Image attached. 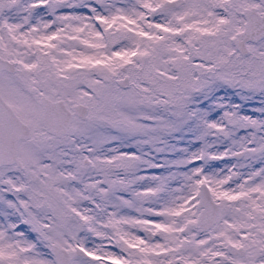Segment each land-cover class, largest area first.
Masks as SVG:
<instances>
[{
	"label": "snow or ice",
	"instance_id": "1",
	"mask_svg": "<svg viewBox=\"0 0 264 264\" xmlns=\"http://www.w3.org/2000/svg\"><path fill=\"white\" fill-rule=\"evenodd\" d=\"M0 264H264V0H0Z\"/></svg>",
	"mask_w": 264,
	"mask_h": 264
},
{
	"label": "rangeland",
	"instance_id": "2",
	"mask_svg": "<svg viewBox=\"0 0 264 264\" xmlns=\"http://www.w3.org/2000/svg\"><path fill=\"white\" fill-rule=\"evenodd\" d=\"M151 19H152V17H149V20H151ZM77 51H79V49H77ZM218 95L219 96H224L225 93L224 92H220V93H218ZM227 95L230 98V100H234L236 98V96L233 95L231 93V91H229V93H227ZM228 101L229 100H225L224 102L225 103H228ZM253 102H254L253 105H247V106H245V112L248 115H252V110L254 108H257V107L260 106V103H259V100L258 99L255 100V101H253ZM221 115H222V112H220L218 109L213 112V118L214 119H219ZM188 139H190V138H186L185 142L178 144L177 147L178 148L188 147L189 146L188 143H187V140ZM210 139H214V138L213 137H210ZM199 146H200L199 142H194V144L192 146V150H195ZM110 147H116V145L113 144ZM121 150L122 151H128V149H126V148H122ZM216 150H218L220 152H223L224 151L223 145L218 146V148ZM132 151H135V149H132ZM164 158L165 157H163V156H158L157 157V160L159 162H163V159ZM167 158L168 159H171L173 157L171 155H169ZM225 160L229 162V166L231 165V163H235V160L233 158H231V157H225ZM200 163H202V162L201 161H196L195 162V166H198ZM211 163H212L213 167L216 168V169L225 168V163L223 161H212ZM192 166L193 165H189V167H192ZM233 170L235 171V169H233ZM140 174L141 175H146V176H152V175H157L158 176V175L166 174V173H163V170L162 169H144V170L141 171ZM173 186L175 187V185H173ZM140 235H143V234L140 233ZM107 250H109V251H118V249L112 248L111 246H108Z\"/></svg>",
	"mask_w": 264,
	"mask_h": 264
},
{
	"label": "trees",
	"instance_id": "3",
	"mask_svg": "<svg viewBox=\"0 0 264 264\" xmlns=\"http://www.w3.org/2000/svg\"><path fill=\"white\" fill-rule=\"evenodd\" d=\"M229 102H231V103H236V104H240V103H242V101L240 100V98L238 97V96H236V98L234 99V100H230L229 99V101H228V103ZM253 101H250V102H248L245 106H247V105H253ZM244 133L243 132H241L240 133V135H243Z\"/></svg>",
	"mask_w": 264,
	"mask_h": 264
}]
</instances>
